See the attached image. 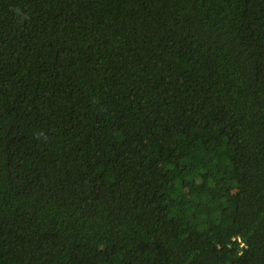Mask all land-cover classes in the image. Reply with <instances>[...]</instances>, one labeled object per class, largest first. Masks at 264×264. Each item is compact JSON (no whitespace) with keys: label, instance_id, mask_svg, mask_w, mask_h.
I'll use <instances>...</instances> for the list:
<instances>
[{"label":"trees","instance_id":"16d2710c","mask_svg":"<svg viewBox=\"0 0 264 264\" xmlns=\"http://www.w3.org/2000/svg\"><path fill=\"white\" fill-rule=\"evenodd\" d=\"M0 264H264V0H0Z\"/></svg>","mask_w":264,"mask_h":264},{"label":"clouds","instance_id":"9594fccd","mask_svg":"<svg viewBox=\"0 0 264 264\" xmlns=\"http://www.w3.org/2000/svg\"><path fill=\"white\" fill-rule=\"evenodd\" d=\"M16 11H17V14H19V13H20V10H19V9H17Z\"/></svg>","mask_w":264,"mask_h":264}]
</instances>
